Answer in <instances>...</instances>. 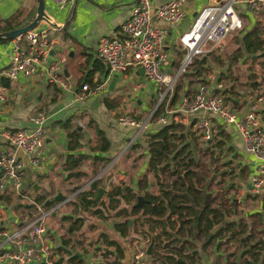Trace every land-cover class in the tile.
<instances>
[{"label": "crops", "instance_id": "1", "mask_svg": "<svg viewBox=\"0 0 264 264\" xmlns=\"http://www.w3.org/2000/svg\"><path fill=\"white\" fill-rule=\"evenodd\" d=\"M135 1L76 0L74 4L60 8L55 0H45V12L56 23L52 25L53 28L50 31L52 41L50 54L55 59L65 57L61 62L59 75L61 74L67 85L50 81L45 69L41 67L30 78L20 74L18 78L10 80L7 85V100L0 103V151L8 145V140L4 135L5 130L32 126L31 115L44 107L48 110L47 124L50 126L51 132L46 140V159L42 167L27 165L25 186L29 187V192L35 198L37 195H44L47 202L51 199L57 200L52 204L66 200L53 211V216L58 214L64 204H69L71 199L78 200L80 193L85 190H91L97 195L98 188L105 187L107 191L101 200L108 204V195L114 184H131L138 194L146 196L148 193L161 194L163 187L169 186L173 180H180L175 174H172L173 178H162L161 174L164 172H161L158 177L154 169L150 168L149 133L157 130L160 124L154 122L143 133L138 134L134 126L120 124L117 119L119 114L133 112L138 117H147L149 113L147 116L144 115L152 111L153 106L152 108L150 106L160 96L159 85L140 68L134 66L122 71L109 72L108 75L105 74L104 71L106 68L108 69V65L98 54V42L103 35L122 36L121 23L129 16ZM153 1L155 4H159L165 0ZM211 2L214 0H187L186 15L177 24H168L154 18V24L161 25L168 30L167 49L171 55L173 68L180 65L185 55L182 48L180 51L175 48L176 45L180 46L178 43L180 33L190 28L195 18L194 13ZM20 7H25L27 12L35 9L36 14L38 0H0V19L11 16ZM239 9L244 18V31L256 25L259 27L260 23L264 25V20L260 19L246 5L240 4ZM248 27L249 29H247ZM173 37L176 39L175 42ZM12 44V39L0 41L1 75L8 64ZM175 62L178 63L175 64ZM91 70L93 71V82L107 79V83L100 91L82 97L81 94L84 92L82 84L87 81L84 78ZM221 72L224 73L225 70ZM182 76L183 79L179 82L181 89L178 96L185 93L194 94L200 82L206 79L212 83V87L216 82H222L221 74L217 79L205 76L204 80L197 77L193 82L189 78L187 80V75ZM92 81L89 83L93 84ZM262 82L261 85L264 86V80ZM224 86L227 87L225 84ZM258 89H260V85H257V80H253L250 95L240 100L244 103V110ZM107 100L110 101V105ZM197 115L187 126L191 125L189 128L198 134L199 140L201 135L194 126V122L195 119L203 115V112L200 111ZM212 123L215 130L213 137L217 139L219 137V139L227 141L229 139L227 134L231 133L232 138L235 134L233 144L228 143V148L225 146L222 148L221 156L227 157L228 155L226 163L228 166L222 172H217L216 177L200 173L196 176L197 182L194 183L195 187L192 189L180 183L174 186L175 193L180 196L178 198L184 200L182 205L185 215L182 219L188 220L186 227L189 228V233L175 234L174 243H171V246L174 250L179 249L180 245L183 246L185 264H214L215 262L264 264L263 242L260 253H255L254 248L250 249V246L242 241L227 243L222 233L227 226L232 225L230 223L234 224L236 217H239L240 214L237 213H241L244 200L251 201L253 198L249 186L251 176L256 170V156L245 148L244 143H241L238 136L240 135L241 138L242 136L235 126L226 124L217 116L212 117ZM98 129L102 130L101 133L106 137L107 143L102 140ZM190 138L192 137H188V139ZM211 141L215 142L214 138L209 140V142ZM242 141L244 142L243 138ZM129 150L132 155L126 156V151ZM19 153L24 158L28 157L22 151ZM234 161L237 162L234 163ZM185 181L189 182L188 177ZM93 183H97V188L92 187ZM11 193L10 189H0V215L3 214V216L14 220L18 219L23 207L21 205L17 210L12 208L17 202L14 199L12 202L7 201L6 196ZM257 196H260V198H256L259 204L256 208L249 210V214L261 211L264 206V194ZM207 206L212 208V212L209 214L217 222L209 233L205 230L204 218L201 219V214ZM73 208L75 207L73 206ZM77 209H79V215L90 213L81 206ZM71 212L73 210L70 207V212L61 211L60 213L62 217L64 214H68L75 218L76 216ZM116 214L113 223L125 219ZM134 216L139 218L137 219V228L134 227V223L126 237H123L117 230L115 232L114 237L121 241L122 253L116 249V246H110V252H108L111 260L121 264H133L128 242L129 238H132L137 231L154 229L155 233L162 229L160 224L153 228L155 224L153 219H146L147 221L141 223V214H134ZM177 216V213L173 214V218ZM52 221L54 225H62L53 217ZM79 222L82 223L80 220ZM60 227L48 228L50 241L59 252V260L66 257L71 264H77L81 258L83 264L85 258L83 254L90 244L70 240L67 251L64 250L62 240L66 237L62 232L63 227ZM263 227L259 230L258 238L251 240L250 244L256 242V239L264 240ZM74 254L79 255V258L72 259ZM151 257L148 256L147 264H161L160 260L153 261Z\"/></svg>", "mask_w": 264, "mask_h": 264}, {"label": "built area", "instance_id": "2", "mask_svg": "<svg viewBox=\"0 0 264 264\" xmlns=\"http://www.w3.org/2000/svg\"><path fill=\"white\" fill-rule=\"evenodd\" d=\"M60 8L74 4L76 0H55ZM187 0H165L155 4L153 0H136L129 16L121 23L122 36L103 35L97 46L98 54L109 67V72L126 70L129 67L140 68L147 76L155 80L160 88L157 105L146 118H136L131 113L119 114L120 124L134 126L141 134L154 122L190 124L200 111L203 115L195 119L194 126L203 140H212L215 130L212 117L217 116L226 124H232L241 134L247 150L256 156V170L251 176L249 191L252 194H264V94L256 93L244 110L237 109L227 100L223 82H200L194 94H180L175 103L169 102L173 96L179 76L184 75L195 58L216 51L236 30L244 27V18L238 12L236 4H244L264 19V0H214L198 11L190 28L181 32L178 43L186 49L184 58L178 67H172L171 55L166 48L168 30L153 23L154 18L177 24L186 15ZM50 17V16H49ZM53 28L48 21H42L36 27L12 39L9 61L2 73L10 80L23 74L30 78L41 67L49 80L67 83L59 75L61 62L65 57L52 58L50 31ZM0 103L7 100V85L1 80ZM214 76H210L213 78ZM107 79L92 87L89 82L82 84L81 96L100 91ZM166 100L162 113L155 111ZM48 110L41 108L31 115L32 126L7 129L4 135L8 145L0 151V189L12 191V199L24 205L18 219L0 215V264H57L59 252L52 245L47 220L63 202L47 204L37 201L25 186L28 164L37 167L44 165L46 140L51 129L47 124ZM19 151L27 155L24 158ZM151 240L149 233L141 230L129 238V247L133 264H147V246ZM102 248V247H100ZM96 248L84 252L83 264H121L111 260L104 249ZM82 264V263H81ZM214 264H227L215 262Z\"/></svg>", "mask_w": 264, "mask_h": 264}, {"label": "trees", "instance_id": "3", "mask_svg": "<svg viewBox=\"0 0 264 264\" xmlns=\"http://www.w3.org/2000/svg\"><path fill=\"white\" fill-rule=\"evenodd\" d=\"M35 9L34 11H28L25 7H20L16 12H14L11 16L0 19V32L6 30H12L15 28H19L28 24L35 17ZM242 35L238 38L239 42H242L243 46L250 52H258L261 51L264 47V38L262 37V30L256 25L249 30L242 29ZM10 39H0V41H5ZM209 55H201L195 58L197 64H195V69L193 71L198 75L200 79L205 78V74L208 67ZM222 57V56H220ZM178 62H175L177 64ZM195 63V62H194ZM181 64V63H180ZM109 67L104 71L105 74H109ZM92 73L93 71H89L85 76L86 82L92 81ZM1 80L5 85L9 84L10 79L6 76H1ZM104 80H98L97 82H93L91 84L92 87L97 84L103 82ZM181 89L180 85H177L172 98L170 99L171 105L175 102L178 92ZM229 88L225 87L223 91L227 92ZM229 100V99H228ZM241 99H235L234 102L238 103V105H244ZM107 103L110 105V101L107 100ZM166 104V100L162 102L161 106L155 111V116L159 115L164 111ZM138 118V117H136ZM160 124L157 127V130L149 133V152H150V168L154 169L155 174L159 177L161 172H164L165 169H169L172 174H175L179 177L180 180H173L172 183L168 186L163 187L161 194L148 193L145 198L147 201L143 202L142 206H137L135 203L138 200V192L134 189L131 184L126 183H117L114 184L111 188V191L108 195V205L112 207L115 211H117L116 215L125 217L122 221H116L114 223V227L123 237H126L130 229L135 223V220H131L129 222L130 216L134 214H141L140 222L143 223L147 221L146 219H153L155 224L153 228L157 227L158 224L161 225L162 229L159 232H155L156 242L151 252V260L157 261L160 260L161 264H185V257L183 246L180 245L179 249L174 250L171 243H174V235L179 233H189V228L186 227L188 220L182 219L185 215V210H183V199H180L175 193V185L180 183L182 185H187L188 188L192 189L195 187L194 183L196 180V172L194 168H192V164L196 160V149H197V140L198 135L193 129H190L189 126L182 123H158ZM102 136V140L107 143V139L104 136L101 129H98ZM190 134V136H189ZM229 134H227L228 136ZM231 138V135H229ZM188 137H192L188 139ZM229 138V137H228ZM180 139V140H179ZM181 141V142H178ZM222 145L214 146L215 148H223V146L227 145L224 139L218 140ZM205 148L212 147L215 142L205 141ZM220 146V147H218ZM227 172V170H226ZM188 177L189 182H186L185 179ZM199 179V178H198ZM172 185V187H170ZM161 186H164L161 184ZM92 187L97 188V183H93ZM196 189V188H195ZM99 191V188H98ZM95 192L91 190H85L80 193L79 199L76 200L78 207L81 206L83 209L91 210L94 215L100 217H109L111 216L110 210H106V206H108L102 200H96ZM35 198V197H34ZM37 198V199H36ZM36 200L39 202H47L46 196L37 195ZM7 201L12 202V196H6ZM55 199L48 200L47 204L54 203ZM124 203L126 206H122ZM21 205H24L22 202H17L14 204V210H17ZM205 212V213H204ZM212 212V208L210 206L205 207L201 214V219L204 218V226L206 232H211L215 224L217 223L213 216H210L209 213ZM177 213V217L173 218V214ZM72 215L64 214V219L72 218ZM166 217V220L163 219ZM76 222L79 221L78 218H73ZM139 219V218H138ZM152 229V228H151ZM141 231L145 233H149L151 236V232L154 231L152 229L149 231L148 229ZM191 233V231H190ZM103 246L100 249H104L106 253L110 252V246H116V249L122 253V244L121 241L113 236H110L108 232H102ZM63 249L67 251V245L70 243V240L67 238H63ZM181 242H183L181 240ZM180 242V243H181ZM264 240L256 239V242L250 244L247 242V246H250V249H253L255 253H260L261 245ZM79 258V255L74 254L72 259ZM62 259L59 260L57 264H61ZM77 264L82 263V259L79 258ZM249 261V260H248ZM73 263V261H72Z\"/></svg>", "mask_w": 264, "mask_h": 264}, {"label": "rangeland", "instance_id": "4", "mask_svg": "<svg viewBox=\"0 0 264 264\" xmlns=\"http://www.w3.org/2000/svg\"><path fill=\"white\" fill-rule=\"evenodd\" d=\"M236 8L239 13H241L239 9V4H236ZM264 20V19H263ZM260 29L262 30V34L264 35V25L260 23ZM245 28V24L244 27ZM242 28V29H243ZM242 29L236 30L233 33H231L228 38L225 40V42L213 53L209 54V65L208 69L206 71V77L210 78V76H214L213 78H218L221 74V80L222 82L227 85L228 91L225 92L227 100L231 101L232 104L237 109H243V105H238V103L234 102L235 99H241L244 98L245 96H249L252 88V83L253 80H257V85H260V89H258L257 93H263L264 94V86L261 84L263 83L262 81L264 80V48L259 52L255 53L254 51H248L242 44V42H239L238 38L241 37ZM249 29V27L247 28ZM264 38V37H263ZM173 41L175 42L176 39L173 37ZM176 45V50L180 51L181 47ZM264 47V46H263ZM223 51V52H222ZM221 52V53H220ZM222 56V57H220ZM193 65H190L187 70L185 71V75H187V80L189 78L190 81H194L197 79L198 75L193 71L195 69V64L196 61H194ZM212 64V65H211ZM225 70V72H221ZM205 77V78H206ZM183 79V76H179L177 84L180 85V81ZM202 80V79H201ZM204 80V79H203ZM203 82V81H202ZM205 82H209L208 79L205 80ZM254 87V86H253ZM8 93V92H7ZM8 97V96H7ZM160 97V96H159ZM158 97V98H159ZM158 98L155 101V103L150 106L153 108L157 105L158 103ZM251 100V98H250ZM242 102V101H241ZM150 112H147L144 116H147V114ZM135 117H138L134 112L131 113ZM149 115V114H148ZM141 118V117H138ZM144 118V117H142ZM146 118V117H145ZM229 132V131H228ZM236 132V131H235ZM230 133V132H229ZM236 134H238L236 132ZM198 135V134H197ZM231 135V133H230ZM229 139L226 141L227 145L233 144V138L235 137V134H233V138L231 135H228ZM237 137V136H236ZM240 138L241 143L243 144L244 142L242 141V138L240 135L238 136ZM222 139V138H221ZM180 140V139H179ZM200 140V141H199ZM198 142V147L196 149V160L193 163V167L196 174L199 175L200 173H204L206 175L210 176H215L216 173L222 172L224 169H226V163H227V157L224 156L222 157V149L221 148H215L214 146L217 145H222L217 138L214 137V140L216 143L210 148H205V140L203 138L199 139ZM202 140V141H201ZM239 140V139H238ZM237 140V141H238ZM209 141V140H208ZM181 142V141H178ZM213 143V141H211ZM225 145V148H228V146ZM234 146H237L234 144ZM201 147V148H199ZM220 147V146H218ZM237 148V147H235ZM126 156L132 155L131 150L126 151ZM220 155V156H219ZM220 157V158H219ZM218 158V160H217ZM223 162V163H222ZM237 162V161H236ZM234 161V163H236ZM232 163V164H234ZM237 165V164H236ZM27 173V172H26ZM218 176V175H217ZM162 178H173L172 173L169 169H165L164 173L161 174ZM29 188V187H28ZM30 190V189H29ZM261 195V194H260ZM80 196V195H79ZM253 197L250 200H244V204L242 207L241 213L238 212L239 210L237 209V214H240L239 217H236L234 219V224L230 223L229 227L227 226L225 230L222 232L224 235V238L226 239L227 243L232 242H237V241H242L243 243L247 244V242H250L251 240H255V238H258L259 233H260V228L264 226V206L261 211H256L254 214H249V210H252L257 207V197L260 198V196H255L251 194ZM72 198V197H71ZM70 200V199H69ZM76 201V200H75ZM74 200H70L69 204L66 203L64 204L61 209L59 210L57 215H51L50 218L47 220L46 224L48 228L50 227H57L61 228L60 226L63 227L64 236L71 240V241H81L84 243H89L90 246H87L88 250L95 249V245H97L96 248L104 247L103 246V239H102V232L106 231L110 236H115L116 229L114 227V219H115V214L117 211L112 209L108 204L106 206V210H110L108 212L111 213L113 216L109 217H100L96 216L93 214L91 210H88L90 212L89 214L87 213H82L83 215H79L78 211V205L77 202ZM250 202V204H249ZM75 204V205H74ZM73 206L75 208H73ZM122 206H126L124 203L121 204ZM13 207V206H12ZM70 207L73 210L71 212L73 215H75V218H78L82 223H80L78 220L75 222L74 219L72 218L71 220L66 219L65 221L63 220L64 218L61 215L62 212H70ZM234 213V212H233ZM246 213V214H245ZM235 216V215H234ZM53 219H57L60 224H53L52 221ZM97 217V218H95ZM112 217V218H110ZM110 220H107L109 219ZM125 218V217H123ZM137 219L135 218L134 215L130 216V220H135V228H137ZM73 228L72 230L70 228ZM264 228V227H263ZM73 231V232H72ZM52 236L56 237V235L52 234ZM239 237H242L241 239ZM50 238V237H49ZM57 238V237H56ZM84 238V239H83ZM97 242V244H95ZM86 248L85 251H88ZM110 256V254H109ZM112 257V256H111ZM61 264H71L68 258L63 257V259L60 262Z\"/></svg>", "mask_w": 264, "mask_h": 264}, {"label": "water", "instance_id": "5", "mask_svg": "<svg viewBox=\"0 0 264 264\" xmlns=\"http://www.w3.org/2000/svg\"><path fill=\"white\" fill-rule=\"evenodd\" d=\"M197 13H198V11H196L194 13V15L196 16ZM44 20L50 22L52 25L56 24L55 22H53V20L45 12V0H38V9H37V13H36L35 17L33 18V20H31L28 24H26L24 26H21L19 28H15V29H12V30H6V31L0 32V39H13L16 36L25 33L29 29H32V28L36 27L37 25H39ZM262 37H264L263 34H262ZM166 48H167V45H166ZM183 51L186 52V49H183ZM138 72H140V70H138ZM35 186H37V184H35ZM106 191L107 190H106L105 187H99L98 194L95 197L96 200L100 201L101 198L106 193ZM147 200L148 199H146L143 194H138V200L135 203V205L142 206L143 202H145ZM163 219L166 220V217H163ZM129 222L131 223V220H129ZM155 242H156L155 233L151 232V240H150V242H149V244L147 246V251H148L149 257L151 256V252H152V249H153V247L155 245Z\"/></svg>", "mask_w": 264, "mask_h": 264}]
</instances>
